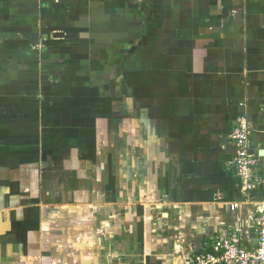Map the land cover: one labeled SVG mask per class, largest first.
<instances>
[{"label": "crops", "instance_id": "0c3cea01", "mask_svg": "<svg viewBox=\"0 0 264 264\" xmlns=\"http://www.w3.org/2000/svg\"><path fill=\"white\" fill-rule=\"evenodd\" d=\"M261 205L264 0H0V264H184Z\"/></svg>", "mask_w": 264, "mask_h": 264}, {"label": "built area", "instance_id": "2783aa9c", "mask_svg": "<svg viewBox=\"0 0 264 264\" xmlns=\"http://www.w3.org/2000/svg\"><path fill=\"white\" fill-rule=\"evenodd\" d=\"M250 135L251 130L246 118L237 117L233 123L231 137L234 146L232 166L244 193L255 187L252 169L257 161L250 153ZM252 216V224L256 230L255 245L242 244L236 233L211 237L202 249L184 264H264V205L254 209Z\"/></svg>", "mask_w": 264, "mask_h": 264}]
</instances>
